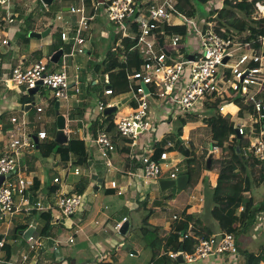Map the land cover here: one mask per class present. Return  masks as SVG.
<instances>
[{"label": "built area", "instance_id": "obj_1", "mask_svg": "<svg viewBox=\"0 0 264 264\" xmlns=\"http://www.w3.org/2000/svg\"><path fill=\"white\" fill-rule=\"evenodd\" d=\"M239 1L242 0H215L210 3L214 8L218 5L222 10L225 6L234 7ZM10 2L11 0H0V7H9ZM177 4V0L95 1L94 13L102 12L106 21L120 33L121 40L123 38L136 40L137 45L133 50L143 60L140 68L126 70L130 94L137 106L125 115L118 112L114 120L116 137L127 141L134 158L140 162V174L136 177H139L143 184L149 185L151 182L160 181L165 174H168L169 180H176L184 174L181 168L182 160L177 158V151L163 152L156 159L154 150L156 143L154 144L152 137L158 120L151 111V102H161L176 111L189 114H196L204 108L208 109L209 105L220 102V112L223 114L227 106L223 102L234 95L242 97L244 103L250 105L257 115L247 111L244 119H241L242 122L236 124L235 128L238 129L240 136L249 135L251 138L250 147L245 155L253 157L258 162L254 163L255 167L260 169L261 163H264V130L257 135V130L253 126L261 124L264 120V37L247 42L241 37L224 36L213 29L215 22H208L206 19L197 22L195 18L179 11ZM69 13L79 18L76 26H72L71 29H68L69 23L63 14H59L55 20L57 23H64L65 27H58L61 39L71 46L70 53L64 54L62 61L66 56L69 58L87 54V40L83 34L90 30V23L93 20V17L88 18L84 0H80L78 6H70ZM252 19L255 21L264 19V0L255 2ZM163 24H166L165 30L160 31ZM161 35L163 37H160ZM159 40H162L163 47ZM3 43L7 44V41ZM119 44L116 40L113 47L108 49L105 58L108 52L115 50ZM167 44L171 46V51L167 49ZM180 46H183V53L175 51ZM164 50L169 52V55ZM178 55H182V58H176ZM191 56L193 59L189 58ZM226 58L228 60L224 63ZM105 78L108 83V75H105ZM39 82L43 83L41 88L46 87L52 92L51 103L68 101L71 91L77 94L81 92L78 77L71 76L65 64L62 70L52 71L43 61L30 69H14L10 81L12 87L8 82L7 85L10 88L25 86L29 91L36 88ZM105 96L113 99L115 93L111 88H107ZM117 105L111 101L105 104L98 100L99 115L94 118L96 127L90 131L96 134L94 142L107 168L114 165L112 157L117 152L118 145L111 132L104 126L103 115L108 107ZM236 108H238L236 115H239L240 108L238 106ZM37 111L41 113L43 108L38 106ZM28 113L29 111L25 112L24 116ZM246 118H254L251 127L246 123ZM11 122L23 127L24 138L22 140L17 135L8 142L0 141V176H5L0 187V221L12 217L18 211L29 216L32 212L58 211L64 217L81 212L85 203L83 195L66 192L61 187L63 179L60 177L53 179V183L60 187L45 196H37L36 201L30 200L34 182L21 171L19 163L23 151L34 149L36 144L34 137L28 130L26 131L28 122H20L18 118H12ZM98 125L103 127L100 128ZM20 129L17 128L18 131ZM248 129H251L250 132ZM71 133L67 127L66 134ZM142 135L148 139L145 145L141 143L142 140L140 141ZM37 136L39 140L48 138L47 132H39ZM172 147L173 144L168 142V148ZM73 172L77 176L81 175L79 167L74 168ZM8 175L11 177L7 178ZM112 187L116 188L117 184L113 182ZM16 196L20 197L21 207L16 203ZM246 206L247 201L243 199L239 211L243 212ZM176 218L177 216H174V220ZM260 220L264 225V217ZM127 221L128 219L124 218L114 226L118 235H121L120 231ZM192 229L194 228L191 226L181 235L182 240L194 239L197 242L192 253L183 251L184 263L191 264L210 257L222 258L224 255L235 257L238 254L236 239L232 233L192 235ZM30 240L31 250L44 248L39 239ZM69 243H74V238H70ZM0 247H3V243H0ZM179 254L180 252L171 254V258L177 259ZM27 259V255L23 256L24 261ZM3 263L4 260L0 257V264Z\"/></svg>", "mask_w": 264, "mask_h": 264}, {"label": "crops", "instance_id": "obj_2", "mask_svg": "<svg viewBox=\"0 0 264 264\" xmlns=\"http://www.w3.org/2000/svg\"><path fill=\"white\" fill-rule=\"evenodd\" d=\"M39 1L40 0L33 1L36 4V7H34L33 9H31L32 7L26 8V6H20L19 2L12 3L13 8H11L10 6L6 8L3 7L7 11L6 14L8 16V22L10 25L7 26V22L5 20L0 21V28H2L1 33L4 36V38H2V41L0 42V52L6 55L5 58L0 56V85H4L6 90L12 92V95L10 98H2L0 100V118H6L5 120L7 122H0V141L2 142H8L9 140H11V138H15L18 135L15 126L13 127L14 124L11 122V119L17 118V116L13 115L9 119V117H7V113L9 111L19 110L24 115V113L27 112L25 106H27L28 104H31L32 106L26 116V118L29 116L30 120L29 122L27 121L28 133L33 137H38L37 135L39 132H47V130L44 128H36L34 123L35 120H33L34 117L31 118V116H34L35 113H44V108L41 113L37 111V108H35L36 103L30 98L28 99V97H30L31 95L29 94L27 88H23L20 86L10 88L12 87L10 81L12 79V73L14 69H30L40 61H43L44 63H47L49 65V61L51 62V57L56 53L54 47L56 46L57 42L56 37H58V33H60V29L58 27H60V24L65 27L64 23H57L55 22L56 19H51L50 15H45L46 12L43 6L40 4L41 2ZM74 5L78 6V4ZM64 18L69 23L68 29H71L72 26H76L79 20V18L73 14L64 16ZM104 23H106V18L104 17V14L102 12L100 13L99 11L95 12L93 15V20L90 23V30L87 33L88 37L86 36L87 54L69 57L71 65L69 67L70 75L77 76L79 82L81 81L80 78L82 76L84 77L85 82H80V93L77 94L74 91H71L70 98L73 97L75 100L71 103L67 102L65 104L66 112L63 115H65L67 119L68 129L72 131V133L68 135L69 142L72 139H75L79 142H83L86 154L82 155L79 151H71L69 161L63 162L59 155H53L49 158H44L42 156L41 151L37 147L34 148L40 151L41 159L43 160L42 164L46 166L47 170L51 168V171L54 170L57 174L53 175L52 183H50V178L48 177L47 171L44 170V166L42 167L41 163L35 162L32 167L33 176L30 177L31 179H33L34 182V185L31 188V194L34 193L35 196L31 195L30 200L36 201L37 196H45L47 193L50 194L55 189L60 187L56 186L53 183V179L55 177H60L63 179V184L61 187L69 194L76 193L78 190L80 191V189H83V198L86 191H99L101 185L105 186L106 178L110 177L111 182L110 185L106 187L105 193L111 195L108 204L110 206V209L108 206H106L107 210H110L111 212L108 214L106 213L104 215L100 214L94 223L88 221L87 214L89 212L98 213L103 211L97 209L95 206H85L81 212L71 217H64L58 211L49 212L48 214H50L51 216L49 220L51 224V231L47 237L43 238H41L40 236L39 229H41L47 222L46 220H44L45 216L43 215L46 213L32 212L31 216L24 214L23 218H21L24 219L23 223H27L30 227L35 228V232L32 238L39 239L44 245V248H40L37 250L30 249L32 241L26 240L23 235L19 234L20 237L11 238L9 236L10 234L8 233V230L6 231V233L2 232L4 224L8 223L12 219V217H7L2 220V222L4 221L5 223L1 224L2 226L0 227V243H3V245L5 243H7L6 245H10L12 247L13 253L10 257V260L6 261L5 250L2 249L3 247H0V257H2L4 260L3 264H45V259L48 255L54 257V260L51 261V264L53 262L54 264H70L71 262L72 264H79L78 258H80V261L82 262L81 264H105L108 262L107 259L115 253V247L113 246L115 244L109 238L107 229H109L112 225L122 222L124 218H127L130 222V225L132 226V219L129 216V211H137L140 205L147 207L146 200L144 201L140 197V194L150 184L145 185L143 183H140V178L136 177L140 174V162L134 158L131 149L128 147L127 141L116 137L114 126L108 129L109 132H111L110 134L113 136V139L117 142L118 149L112 157V161L114 164L113 167L107 168L103 163L102 159L100 158L97 146L94 142L96 134L94 135L90 132L92 131L93 127H96V124L94 123V118L96 116L92 114L95 111V108L92 107L95 97L88 98L86 95V88L88 82L90 81H92L94 85H97L99 80H101L102 76L100 75L101 71L97 72L93 70H88L89 72L87 71V73L84 71L85 68H91L92 65H100L105 59V55L108 49L113 47V44H108V35L110 34V31L107 25L104 26ZM104 29L107 30L108 34L103 33ZM23 30H26L27 36L30 40H27V36H25ZM47 30H50L49 34L46 37H42L41 39H34L29 36L30 33L42 34ZM98 35L99 38L97 39ZM4 41H7V44H4ZM101 41L104 44L100 45ZM67 45L70 50L71 46L69 44ZM62 50L64 51V54H69L64 49ZM11 52L13 53L12 56L10 55ZM7 82L8 84H10V87L7 85ZM132 98L133 97L130 93L122 94L119 96H115L113 100H111V103L118 104L117 113L123 112V115H125L126 113L130 112V110L133 108L132 103H134V101ZM107 101L110 102V99L108 98ZM52 104H54L56 108V103ZM59 104V109H56L58 111L62 107V104ZM78 104H83L85 112L84 116L80 117L76 115L75 117H72L73 110ZM230 105L234 104H229L226 106L224 112L225 114L230 113V110L227 111ZM236 107L237 105H234V108L237 112L238 108ZM117 113L114 115V117H116ZM157 113L162 114L163 112H161L160 110ZM230 114L225 115L224 117H231L233 115L232 113ZM57 117L56 119H52V121H54L53 124L56 128L54 137L52 138L54 140H51V137L47 132L48 138L46 140H39L40 144H48L52 141H55L56 133L58 130ZM156 117L158 119L157 114ZM241 119L244 118L239 119L240 123L242 122ZM231 120H233L232 117ZM72 124L77 125L75 127L76 131L72 130ZM105 124L107 123L104 120V126ZM186 127L187 125L183 129V142L189 141V139L184 136V130ZM170 131L171 130H168L166 126H161V128L158 127L152 137L154 144L160 141H166L167 135H170ZM144 138L147 139V137ZM146 142V140H142L141 143H144L143 145H145ZM31 150L33 149L24 150L22 153L21 160L25 158ZM177 152L180 154L181 158L182 154L179 151ZM76 167H79L81 169V175L79 176L75 175L73 172L74 168ZM60 170L63 173H61ZM115 176L117 177L114 178ZM167 179L168 178L166 177H162L161 180ZM35 181H38L39 183V189L37 191H35ZM113 182L117 184L116 188L112 187ZM97 187L98 190L96 189ZM119 192H122V194H119ZM17 198V204H22L20 197ZM200 199H202V201H200ZM205 202L206 200L202 195H200L198 198L196 196L188 197L187 200L183 203L177 204V206H180V209L174 214V216H176L178 212L184 209L186 206H191L190 213L196 214L198 220L203 222L197 225V227L194 228L195 230H197L200 234H204L206 236L222 234L219 230L220 219L218 217L213 216V211L211 210V203L205 205ZM261 202L257 204H260ZM19 207H21V205H19ZM151 211L152 213L154 212L152 208L150 209V212ZM18 221H20V219ZM173 221L168 223L167 225L158 226L151 224L149 220L151 225L158 227H169L173 223ZM261 223V220H259L258 226H255V231L261 241L259 243V246L257 247V251L254 252H258L260 246L264 244V225ZM100 224H103L104 227H102ZM252 230L253 228L249 230V234L244 235L253 236L254 233L252 232ZM67 233H70V236L67 237ZM70 238H74V243H69ZM76 244L79 245L77 258H73L72 255H61L60 251L62 248L72 247L70 245L75 246ZM145 250L146 249L144 248L143 243L137 241L135 246L131 247L130 250L128 249L129 256L131 258H134L136 256H139L140 253L144 252ZM25 255L28 256V259L26 261L23 260V256ZM101 257H103V259H101ZM153 257L154 256L152 254L150 262ZM235 258L237 259V255L235 257L229 258L230 264H234ZM56 261H58L59 263H55ZM200 262L201 263L197 261L191 264H228V258H221V260H218L214 257H210ZM240 263L244 264L245 261L240 260Z\"/></svg>", "mask_w": 264, "mask_h": 264}, {"label": "trees", "instance_id": "obj_3", "mask_svg": "<svg viewBox=\"0 0 264 264\" xmlns=\"http://www.w3.org/2000/svg\"><path fill=\"white\" fill-rule=\"evenodd\" d=\"M79 1L80 0H61V2L68 4V6L79 3ZM95 1L96 0H84L88 18H92L94 15ZM211 1L215 2V0H177V7L179 11L193 18L202 13V11L204 12L203 8L205 9L206 7V20H208V22H216L213 29L224 36L241 37L247 42H252L259 39L260 37H264V19L259 21L252 19L255 2L258 0H242L237 2L234 7H224L222 9V13L218 15L217 18L214 16L216 14V10H213V8L210 6H205L204 4L210 3ZM165 27L166 24H163L160 31H164ZM87 33L83 34V36L88 37ZM58 37L62 41L60 33H58ZM160 37L163 36L161 35ZM27 40H30L28 36ZM136 45V40L123 38L115 50H110L108 52L103 64L92 65L91 68H85L84 72L86 73L88 70L97 72L101 71L100 75L102 76L97 85H94L92 81L88 82L86 88V95L88 98L96 97L99 101L108 104V97L105 96V90L107 88H111L115 93V96L131 93L128 72L126 70H129V68L131 69L133 67L140 68L143 63V60L140 59L139 54L133 50L135 49ZM54 48L56 52L60 49H63L61 46H55ZM60 62L62 63V59ZM50 65L54 64L49 61L48 67ZM105 75H108V83L106 82ZM80 80V82H85L84 77L82 76ZM33 97L34 96H30L28 99L30 98L32 100ZM244 102L245 101L242 97L234 95L233 98L225 100L223 103L227 105L235 104L239 106V118H244V114L247 111L257 116L251 106L245 104ZM219 105H221V103L217 102V104H211L207 108L208 110L216 108L218 111L221 107ZM136 106L137 105L135 103H132V107ZM84 113L83 104H78L73 110L72 117H75L76 115L82 117L84 116ZM115 114L116 112L111 115L103 116L112 119ZM204 121L206 122L205 124L215 128L216 130L213 135L212 152L220 151V149L224 152H226L228 149L232 151L230 159L225 158L224 160H217L216 158H213L212 161V170L214 169L216 162L219 161L222 165V170L220 172L221 174L217 180H215V182L210 181L208 184V187L213 190V193L211 194V202L213 201L214 203L213 207H211L213 216L220 219L219 230L221 233H232L236 237L249 234V228L258 226L259 220L264 217V201H262L260 204L255 202V200L250 195V186H244L245 180L240 173L241 169L247 172V169H249L250 165L258 163L253 157L251 158L245 155L246 150H248L250 147V140L245 136L238 138L236 133L237 128H235L234 122L228 121L225 117H222V115H213L211 118L205 119ZM180 122L181 126L177 130V140L175 144H173L172 148H168V139L166 141L157 142L154 145L156 159H158L161 154L166 151H179L183 156L188 158L194 154V148L191 150L190 148L183 145V129L187 124L184 120ZM255 125L257 128V135H260V132L264 130V120H262L261 124L257 123ZM99 127L102 128L103 126ZM230 135H232V144L228 145L225 143V140L229 138ZM36 147L41 151L44 158H49L53 155H59L63 162L69 161L71 151H79L82 155L86 154L83 142H79L75 139H72L67 145H59L55 141H52L48 144L39 143L35 146V148ZM237 149H239V152H237ZM192 170L193 168L189 166L188 170L184 172L189 177V182L185 190L190 187L193 181ZM260 171L261 179L258 184L264 182V163H261ZM206 179L207 178L204 177L202 180L204 185L206 183ZM203 188L204 187H201V190H203ZM38 189L39 183L38 181H35V191ZM77 193L82 195L84 190L80 189V191L78 190ZM31 195L35 196L34 193ZM243 199H248L249 202L244 211L240 212L239 207L241 206ZM190 209L191 206H186L184 209L180 210L176 215V220H174L169 227H158L151 225L149 220L151 218L152 211L142 220V226L140 228L141 240L144 248L149 249L154 256L149 264H179L176 259L171 258V254H177L181 249H183V251L186 253H192L194 251L195 245L197 243L196 240L181 239L182 233L189 230L191 226L196 228L197 225L203 223L202 221L198 220L196 214L190 213ZM23 215V212H18L12 216L11 221L8 223L3 221L2 224H5L2 232L6 233L8 230V233L10 234L9 236L11 238L20 237L19 232H25L30 228L29 224L23 223L24 219H21L23 218ZM19 219L20 221H18ZM39 230L41 238L47 237L51 231L50 221L48 220L46 224ZM191 233L192 235L199 234V232L195 229H192ZM6 244L7 243L3 245L2 249L5 250V260L9 261L13 250L10 245ZM237 248L238 253H240L245 259L244 264H264V244L260 246L258 252H242L239 250V244H237ZM70 264H72V262Z\"/></svg>", "mask_w": 264, "mask_h": 264}, {"label": "rangeland", "instance_id": "obj_4", "mask_svg": "<svg viewBox=\"0 0 264 264\" xmlns=\"http://www.w3.org/2000/svg\"><path fill=\"white\" fill-rule=\"evenodd\" d=\"M33 1L34 0H11L9 6L13 8L12 3L19 2L20 6L22 7L26 6V8L32 7L31 9H33L34 7H36V4ZM40 4L43 6L46 12L45 15L46 16L50 15L51 19H56L59 14H63L64 16L70 15L68 14L69 12H63V9L67 7L68 4L61 2V0H55L51 6H45L42 2ZM204 4L207 7L213 6V10H216L215 11L216 14L214 15L216 18L218 15L222 13V10L219 8L218 5H216L217 8H214V5H212L211 3H207V4L204 3ZM225 7H233V6H225ZM205 9L203 8L204 12L202 11V13L194 17L197 22L204 21L206 19L207 13L205 12ZM6 12L7 11L3 7H0V21L5 20L7 22V26H9L10 24L8 22V16ZM105 25H107L110 31V34L108 35L109 36L108 44L109 45L114 44L116 40H118L120 43L121 38H122L120 36V33L117 32L115 27L110 22L106 21V23H104V26ZM61 26L63 25L60 24V27ZM1 31H2V28H0V42L2 41V38H4ZM103 31H104L103 33L108 34L106 29H104ZM23 33L25 34V36H27L26 30H23ZM98 38H99V35L97 36V39ZM56 40H57L56 46H61L67 53H70L71 49L69 50L68 45L65 42L61 41L60 38L58 37H56ZM102 44L104 43H102L101 41L100 45ZM166 47L169 51L172 50L169 44H167ZM175 51H179L183 53V46H180ZM12 54L13 53L11 52L10 55L12 56ZM0 56L5 58L6 55L0 52ZM176 58L181 59L182 55H178L176 56ZM64 64L67 66V69L69 72V67L71 65H70V60L67 56L63 58L62 63L60 62L58 64L50 65L49 69L52 71H60L63 69ZM22 87L27 88L25 86H22ZM11 95H12V92L6 90L4 85L3 86L0 85V100L2 98H10ZM51 96H52V92L48 88L42 87L39 90V92L33 97L32 100L36 103L35 108H37L38 106H41L42 108H44L45 111L42 114L35 113V115L34 116L32 115L31 118L34 117L33 120H35L34 123H35L36 128L46 129L49 136L51 137V140H54L52 138L54 137L56 128H55V125L53 124L54 121H52V119H56V117L58 116V113L62 115L65 114L66 112L65 104L67 102L71 103L75 99L72 97L68 101L61 102L62 107L58 111L56 110L55 105L51 103V100H50ZM109 99L110 101L113 100L112 98H109ZM214 104H217V103H214ZM234 105H230V107L228 106L229 108L227 110V111L230 110V113L233 114L231 116L233 120H231L230 116L225 117V118L228 121L234 122V124L236 125L237 123H240L239 121L240 118L235 113L236 109L234 108ZM92 107L95 108V111L92 114L94 116H98L99 115L98 98L97 99L96 97L94 98V103ZM160 110L161 112H163L162 114L157 113ZM151 111L153 112L154 118L158 120V123L155 126L154 131L156 132L158 127L161 128V126H166L168 130H171L169 132L170 135H167V139L172 144H175L177 140V130L181 126L180 121L184 120L186 122L187 127L184 130V136L187 137L189 141H185L186 143L183 142V145H187L191 150H193L194 148L195 151H194V154L189 158L181 155V160H182L181 168L183 169V173L188 170L189 166L193 168L192 170L193 171V181L187 190H180L177 186H174L165 191L160 189L158 181L151 182L150 185L146 187L143 190V192H141L140 194V197L144 201L146 200L147 207L140 205L137 211H134V210L129 211V216L132 219V226H131V231H130L129 236L127 235V236L122 237L121 235H118L116 231L114 230V226L116 224L112 225L109 229H107L109 238L115 244L113 245L115 247L114 248L115 253L107 259L108 262L105 264H149L150 263L152 252L149 249H146L144 252L140 253L139 256H136L134 258H131L129 256L128 249L130 250L131 247L135 246L137 241L142 243L141 232H140V228L142 226L141 222L146 216L150 214L151 208L154 210L150 218L151 224L158 225V226L160 225L164 226L173 221L174 214L180 209V206H177V204L183 203L184 201L187 200L188 197L196 196L198 198L200 195H202L206 199L205 205H207L208 203H211V207H213V204H214L213 201L211 202V194L213 193L212 192L213 190L210 187H208V184L210 183V181L215 182V180H217V178L221 174L220 172L222 170V165L218 161L215 163L213 170L211 171L206 170V167H205L206 159L208 155L213 151V135L216 130L215 128L205 124L206 122L204 120L211 118L213 115H222V117H224L225 113L223 112L222 114V112H220V109L217 111L216 108H212L210 110L204 108L203 110L198 111L196 114L195 113H192V114L183 113V112L176 111L174 110V108L166 106L162 104L161 102H157V101L151 102ZM156 114L158 116V119L156 117ZM13 115H16L17 118L19 117L20 122L30 121L29 116L27 118L26 116L24 117L23 113L19 110L9 111L7 113V117H9V119ZM5 119L0 118V122L7 123ZM252 119L254 120V118ZM252 119L246 118V123H249L250 125L249 127H251L252 124L254 123ZM104 120L107 123L105 124L107 129L114 126L115 117H113L112 119L104 117ZM14 126L16 128V132L19 133L18 137H20L23 140L24 138V136L22 135L23 127L18 126V125H13V127ZM76 126H77L76 124L71 125V128L73 131H76L75 129ZM219 126L222 127L221 125ZM18 127L21 128L20 131L17 130ZM253 128L257 129L256 125H254ZM250 130L251 129H248V132H250ZM143 136L144 135H142V137L140 138V141L146 140L148 142V139H145ZM246 138H249V140L251 139L249 135L246 136ZM13 139L14 138H11V140ZM225 143H227L228 145L232 144V135H230V137L225 140ZM213 154H214V158H216L217 160H224L225 158L230 159L232 155V151L228 149L226 152H224L220 149V151H214ZM177 155H178L177 158L180 159V154L177 153ZM42 161L43 160L41 159L40 151L37 149H33L30 151L29 154H27L25 158L21 160V162L19 163V168H21V171L24 172L26 176L31 177L33 176L32 167L34 163L35 162L41 163V166L42 167L44 166V170L47 171L48 177L50 178L49 182L52 183V177L53 175H56L57 173L54 170L51 171V168L47 170L46 166L42 164ZM240 173L245 180L244 186L246 187L250 186V195L255 200V202L259 203L262 200H264L263 199L264 198V182L261 184H258L261 179L260 169L255 167L254 165H250L249 169H247V172L241 169ZM116 177L117 176H115L114 178ZM163 177L168 178V175L165 174ZM204 177L207 178L205 185L202 183L203 182L202 180ZM110 182H111V178L108 177L105 180V186L101 185L99 191L92 192L91 190H89L85 192L84 201L86 203H84V207L85 206L87 207L95 206L97 209L103 210L102 212H98V213L89 212L87 214L88 221L94 223L100 214L104 215L106 213L108 214L111 212L110 210H107L106 208V206H108L110 209V206L108 204H109L111 195H108L105 193L106 187L110 185ZM140 183H142V181ZM201 187H204L203 190H201ZM17 197L19 196H16V198ZM246 200L248 204L249 200L248 199ZM16 203H18V201ZM194 203H198V202H194ZM43 215L45 216L44 220L46 221L50 220L51 218L50 214L46 213ZM1 224H2V221L0 222V227H1ZM100 225L104 227L103 224H100ZM251 228H253L252 230V232L254 233L253 236L241 235L239 237H236L234 235L236 239V245L237 244L240 245L239 250L242 252L257 251V247L259 246V243L261 241L260 238L257 236L255 227H251ZM68 236H70V233H67V237ZM70 246L72 247L62 248L60 251L61 255H70V256L72 255L73 258H77L78 257L77 252L79 251V245L76 244L75 246L73 245H70ZM233 256L234 255H224L222 256V258L223 259L228 258V264H230L229 257L232 258ZM214 258L221 260L220 257H214ZM52 260H54V257L48 255L45 259V262H46L45 264H51ZM203 260L205 259H200L198 262L201 263L200 261H203ZM240 260L245 261L244 257L239 253L237 254V259L236 258L234 259V264H241ZM78 262L79 264L82 263L80 261V258H78ZM55 263H59V262L56 261ZM52 264H54V262ZM184 264H187V263H184Z\"/></svg>", "mask_w": 264, "mask_h": 264}, {"label": "water", "instance_id": "obj_5", "mask_svg": "<svg viewBox=\"0 0 264 264\" xmlns=\"http://www.w3.org/2000/svg\"><path fill=\"white\" fill-rule=\"evenodd\" d=\"M55 0H41V2L45 5V6H51L54 3ZM103 0H99V2H102ZM70 10V8H65L64 12H68ZM50 30H47L46 32L42 33V34H36V33H30V37L34 38V39H41L42 37H46L49 34ZM160 45L163 47V42L162 40H159ZM166 52L167 55H169V52H167L166 50H164ZM64 55V51L58 50L52 57H51V63L53 64H58L60 62V60L62 59ZM190 59H193V57H189ZM228 60V58H226L223 62L226 63ZM42 82L38 83V86L34 89H29V94L31 96L36 95L41 86H42ZM146 92H148V89L145 87ZM59 102H56V109H59ZM32 106L31 105H27L25 106L26 110L29 111L30 108ZM117 111V106H112V107H108L105 110V115H111L114 114ZM57 133H56V138H55V142L59 145H67L69 142V137L66 134V129H67V119L65 116L63 115H58L57 117ZM236 133L238 135V138H241V136L239 135V131L238 129H236ZM34 142L35 144H39V139L38 137H34ZM237 152H239V149H237ZM214 158V154L213 152H211L207 159H206V170L211 171L212 170V161ZM11 177V175H8L7 178ZM5 180V176H0V187L1 184L3 183V181ZM189 182V177L187 174H183L181 175L179 178H177L176 180H160L159 181V185L161 190L165 191L171 187L177 186L180 190H185L187 185ZM98 190V187L96 188ZM130 222L127 221L126 223H124L120 233L122 236H127L129 234L130 231ZM35 232V228L34 227H30L27 231H21L19 232V234L23 235L24 238L26 240H30L33 236ZM180 264L184 263V259H183V249L180 250V254L179 256H177L176 259Z\"/></svg>", "mask_w": 264, "mask_h": 264}, {"label": "clouds", "instance_id": "obj_6", "mask_svg": "<svg viewBox=\"0 0 264 264\" xmlns=\"http://www.w3.org/2000/svg\"><path fill=\"white\" fill-rule=\"evenodd\" d=\"M75 4H78L79 5V3H75ZM72 5L74 6V4H72ZM72 5L67 6V8H70V6H72ZM184 146L188 147L187 145H184Z\"/></svg>", "mask_w": 264, "mask_h": 264}]
</instances>
